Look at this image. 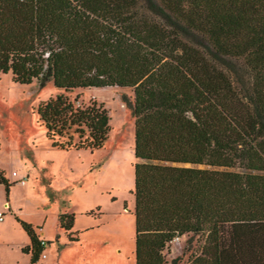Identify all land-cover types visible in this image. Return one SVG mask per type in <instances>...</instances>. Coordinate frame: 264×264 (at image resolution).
I'll list each match as a JSON object with an SVG mask.
<instances>
[{"label":"trees","instance_id":"trees-1","mask_svg":"<svg viewBox=\"0 0 264 264\" xmlns=\"http://www.w3.org/2000/svg\"><path fill=\"white\" fill-rule=\"evenodd\" d=\"M0 73L61 90L38 106L59 149L111 130L103 102L70 92L133 89L135 264H168L184 236V264H264V0H0Z\"/></svg>","mask_w":264,"mask_h":264},{"label":"rangeland","instance_id":"rangeland-1","mask_svg":"<svg viewBox=\"0 0 264 264\" xmlns=\"http://www.w3.org/2000/svg\"><path fill=\"white\" fill-rule=\"evenodd\" d=\"M52 82L40 87L20 84L11 73H0V170L11 185L0 184V210L13 206L20 217L43 224L48 232L56 227L57 213L74 214L72 232L80 240L72 242L70 231L59 229L50 258L39 264H135V162L134 116L127 105L133 101L129 87L75 89L71 98L103 102L110 116L111 130L103 148L97 150L59 149L46 137L39 120L41 102L60 93ZM185 166H191L185 164ZM204 168V165H198ZM15 173L17 175H15ZM26 183L20 184V178ZM94 215V216H92ZM100 222V225H96ZM1 227V226H0ZM0 237V257L25 264L27 256L11 251ZM60 242V243H59ZM68 243L64 248L61 243ZM195 241L192 243V245ZM189 237L171 243L165 250L168 264L180 257L184 264ZM117 248L123 249L119 256Z\"/></svg>","mask_w":264,"mask_h":264},{"label":"crops","instance_id":"crops-1","mask_svg":"<svg viewBox=\"0 0 264 264\" xmlns=\"http://www.w3.org/2000/svg\"><path fill=\"white\" fill-rule=\"evenodd\" d=\"M0 212H3L0 210ZM4 213L3 220L0 221V237H7L8 235L12 237L11 240L7 241L5 244L10 248L11 251H16L18 254H21L22 256H27V261L25 264H39L42 262V260H48L50 258L48 252H52L55 249L56 243L55 240L58 241L61 238V234L58 232L59 229V215L62 214L61 212L57 213V220H55V225L56 227L54 228L53 232H48L46 223H47V215L46 219L43 221V224L35 223V222H29L26 220H23L27 223H30L33 228L35 229V232L38 236V238L44 239L47 241V244L42 248V252L39 256V259L37 262L32 263V254L25 253L24 248L28 247L31 245V239L28 233L24 230L23 226L21 225L20 221H18L17 217H20V214L18 213V210H16L13 206L9 205L7 207V210ZM94 216V215H92ZM76 220V219H75ZM97 226L100 225V222H96ZM75 224V222H74ZM74 227V226H73ZM62 229V228H61ZM75 232L70 231L69 233V239H74L71 240L72 242L74 241H79L80 236H79V231ZM60 243V242H59ZM62 248H64L68 243L60 244ZM117 252L119 256L123 253V249L117 248ZM43 254H46V257H43ZM15 260H11L10 258L7 257H0V264H10ZM18 264V262L16 261Z\"/></svg>","mask_w":264,"mask_h":264},{"label":"built area","instance_id":"built-area-1","mask_svg":"<svg viewBox=\"0 0 264 264\" xmlns=\"http://www.w3.org/2000/svg\"><path fill=\"white\" fill-rule=\"evenodd\" d=\"M15 175H17V174L15 173ZM18 183L24 185L26 183V178H24V177L20 178L18 180ZM3 217H4V213L0 212V221L3 220ZM180 240H181V237H175L174 240L172 241V244L177 245L180 243ZM40 243L42 246H45L47 244V241L44 239H41ZM43 257H46V254H43Z\"/></svg>","mask_w":264,"mask_h":264}]
</instances>
